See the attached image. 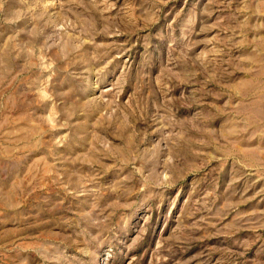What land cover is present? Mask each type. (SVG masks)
<instances>
[{"label": "rangeland", "instance_id": "obj_1", "mask_svg": "<svg viewBox=\"0 0 264 264\" xmlns=\"http://www.w3.org/2000/svg\"><path fill=\"white\" fill-rule=\"evenodd\" d=\"M0 264H264V0H0Z\"/></svg>", "mask_w": 264, "mask_h": 264}]
</instances>
